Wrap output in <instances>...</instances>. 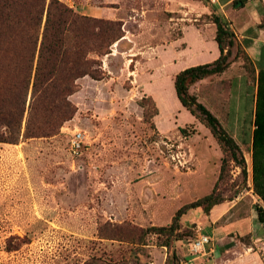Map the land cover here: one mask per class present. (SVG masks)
Returning a JSON list of instances; mask_svg holds the SVG:
<instances>
[{"label": "rangeland", "instance_id": "rangeland-1", "mask_svg": "<svg viewBox=\"0 0 264 264\" xmlns=\"http://www.w3.org/2000/svg\"><path fill=\"white\" fill-rule=\"evenodd\" d=\"M61 1L121 21L124 36L101 57L104 79L78 80L70 97L76 113L58 135L0 143V264H264L255 207L264 202L252 178L256 82L249 72L254 88L245 86L232 68L193 84L192 92L239 142L247 180L232 162L226 200L209 213L187 212L181 222L188 235L170 249L154 233L144 244L130 241L131 229L169 225L219 177L224 153L181 104L173 79L188 63L215 60L207 61L215 40L198 45L196 27L211 23L207 0ZM185 24L196 27L178 41ZM75 131L84 138L77 155L70 149ZM200 234L211 242L195 253Z\"/></svg>", "mask_w": 264, "mask_h": 264}, {"label": "trees", "instance_id": "trees-1", "mask_svg": "<svg viewBox=\"0 0 264 264\" xmlns=\"http://www.w3.org/2000/svg\"><path fill=\"white\" fill-rule=\"evenodd\" d=\"M245 1L235 0L234 4L241 7ZM207 5L220 55L212 62L178 72L174 86L181 104L211 131L224 153L219 177L210 193L182 205L169 225L131 229L133 243L144 244L145 237L154 233L161 239L160 245L170 249L188 235L181 222L187 212L202 208L209 213L226 200L225 188L232 184V162L247 180V161L239 142L192 92L193 84L226 72L238 59L243 61L246 76L252 73L256 82L252 178L254 191L264 202V70L256 72L234 31L210 0ZM123 36L121 21L82 14L61 0H0V143L18 144L58 135L76 113L70 97L78 80L86 76L104 79L101 57L111 53L112 45ZM158 113L156 108L154 115ZM180 131L186 133V128L180 127ZM255 207L264 224V205Z\"/></svg>", "mask_w": 264, "mask_h": 264}, {"label": "crops", "instance_id": "crops-1", "mask_svg": "<svg viewBox=\"0 0 264 264\" xmlns=\"http://www.w3.org/2000/svg\"><path fill=\"white\" fill-rule=\"evenodd\" d=\"M210 2L219 16L227 22L228 27L234 31L239 43L252 60L256 72L258 73L259 70H264V0H246L241 7L234 4L235 0H210ZM191 27L196 26L194 24H185L183 26L182 34L177 36L176 39L178 41H184L186 32ZM196 28L200 30V35L202 36L198 45L204 46V44L210 39L215 40L216 27L213 22L207 23L204 27ZM182 44L188 46L189 43L185 42ZM216 46L214 53L211 52L212 56L207 61L219 57L220 49L218 43ZM195 64L196 62L188 63V66L185 67L188 68ZM230 68L238 73L236 75L243 80L245 86L252 87L247 80L243 67H240L238 63L233 62ZM177 73L178 72L174 74L173 79ZM233 81L234 80L232 79V82Z\"/></svg>", "mask_w": 264, "mask_h": 264}, {"label": "built area", "instance_id": "built-area-1", "mask_svg": "<svg viewBox=\"0 0 264 264\" xmlns=\"http://www.w3.org/2000/svg\"><path fill=\"white\" fill-rule=\"evenodd\" d=\"M84 138L81 131H75L70 140V149L72 154L77 155L80 154L83 148ZM211 242V238L208 235L200 234L197 236L195 241L192 243V250L197 253L202 251L206 244Z\"/></svg>", "mask_w": 264, "mask_h": 264}]
</instances>
